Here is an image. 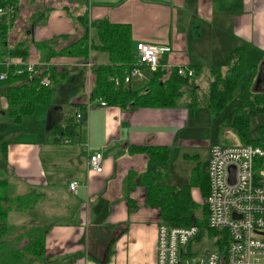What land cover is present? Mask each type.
<instances>
[{"label":"crops","instance_id":"0c3cea01","mask_svg":"<svg viewBox=\"0 0 264 264\" xmlns=\"http://www.w3.org/2000/svg\"><path fill=\"white\" fill-rule=\"evenodd\" d=\"M33 1L28 4L39 6L36 10L50 8L45 25L32 29L35 43L60 35L77 37L64 6L45 2L40 6ZM23 2L20 0L14 22L24 24L25 28L15 40L11 38L14 28L8 31L7 45L11 47L25 37L24 30L36 11L30 16L23 15L22 23ZM88 15L91 21L106 19L112 24H128L132 48L138 43L160 48L162 69L182 66H199L202 71H209L212 66L224 69L233 51L245 54V72L250 73L252 66H257L259 72L264 64V0H88ZM29 51L30 55L36 52L32 46ZM2 60L0 66L6 72ZM41 60L37 56L30 61ZM106 62L103 53L92 54L88 61L90 66ZM83 63L79 58L66 57L49 62L60 72L56 76L59 80L65 79L67 65L84 66ZM90 74L88 71V93ZM150 74V70L142 69L129 86L132 88L133 81L139 80L145 88ZM4 89L0 86L1 111H7L8 106ZM88 102L87 95V99H74L71 103ZM190 110L93 106L88 111L85 136L62 145H53L47 138L53 125L63 123L53 120L50 112L44 133L33 141L3 140L6 158L0 147V181L7 182L9 197L26 195L31 190L42 194L32 209L10 211L7 224L17 228L48 225L45 264H156L159 209L146 205L144 187L134 185L130 189L129 176L150 170L147 168L152 163L144 155H131L129 148L167 146L170 151L195 148L193 141L181 137L194 126ZM224 134L220 137L222 144L226 142ZM231 135L235 140L231 144L239 143ZM203 142L207 149L213 145L211 138ZM96 152L103 155L101 173L88 167V155ZM74 181L78 187L76 193H71L68 186ZM195 190L198 189L191 190V196Z\"/></svg>","mask_w":264,"mask_h":264},{"label":"trees","instance_id":"16d2710c","mask_svg":"<svg viewBox=\"0 0 264 264\" xmlns=\"http://www.w3.org/2000/svg\"><path fill=\"white\" fill-rule=\"evenodd\" d=\"M74 1L76 6L72 4L74 7L70 8L68 5L64 8L74 23L77 39L71 41L70 36L60 35L35 43L31 37L32 29L38 25H45L46 13L50 11V8L38 9L31 14L29 27L24 30L25 37L11 47L7 45V34L14 26L20 0H0V8L11 6L14 9L11 15L7 13L0 15V60L5 56L27 60L32 46L39 53H46L40 62L48 64L52 86L59 81L56 70L49 64L52 59L79 58L88 62L92 54L103 53L107 57V62L90 67L93 82L88 93L89 102L101 100L108 107L122 110L204 108L212 119H220L225 127L231 129L239 143L264 148V126L259 128L257 139L250 137V119L264 114V91L254 89L258 75L257 66L250 68L249 76L238 94L236 103L230 112L226 111L245 73V54L242 51H233L224 69L218 66L209 68L211 81L205 91L196 84V79L202 72L199 66H187L194 73L192 77L179 75L178 67L168 69L159 67L151 72L146 87L139 90H134L129 85H115L112 79H122L137 62L136 47L133 49L131 45V28L128 24H112L106 19L91 21L88 15V0ZM4 82L7 83L2 91L8 104L6 112L14 126L18 127L26 117L32 116L36 106L49 105L52 97L51 86L41 87L38 78L28 81L26 77L16 75L15 68L10 67ZM70 107V112L63 123L53 126L50 122L48 124L52 127L47 133V138L53 145H62L66 142L69 144L86 134L87 103H74ZM78 114L80 119L77 121ZM5 145L6 142L0 144L4 158ZM129 153L144 155L149 162L155 164L154 169L130 173L129 176L132 177L130 189L134 185L144 187L146 205L159 209V223L167 227L197 226L199 235L191 248L198 254L212 241L211 247L222 253L227 243V234L208 227L205 204L201 216L197 217L199 204L191 196V190L197 188L204 200L207 197L206 172L202 173L198 168H193L189 184L171 186L167 184L169 147H130ZM41 195L31 190L26 195L9 197L7 182L0 181V264H45L44 239L48 225L17 228L7 224L10 211L32 209Z\"/></svg>","mask_w":264,"mask_h":264},{"label":"built area","instance_id":"2783aa9c","mask_svg":"<svg viewBox=\"0 0 264 264\" xmlns=\"http://www.w3.org/2000/svg\"><path fill=\"white\" fill-rule=\"evenodd\" d=\"M13 7L0 8V15H11ZM160 48L146 43L136 45L137 62L122 79L113 78L115 85H129L140 76L142 69L151 72L159 68ZM7 71L0 75L4 81L10 70L26 77L38 78L41 87L51 86L48 64L5 57L2 62ZM181 76H193L187 66L178 67ZM93 106L105 107L101 100L88 102L87 111ZM80 115L76 116V120ZM67 143V142H66ZM207 167L208 194L207 225L210 229L227 234L224 251L205 249L201 253L191 248L199 235L197 226L167 227L157 225L156 264H264V170L255 171L256 163H264V148L240 143L231 146L210 145ZM88 167L101 173L103 155H88ZM233 169V171H232ZM77 182L69 183L68 189L76 193ZM206 252H208L206 254Z\"/></svg>","mask_w":264,"mask_h":264},{"label":"rangeland","instance_id":"374dc122","mask_svg":"<svg viewBox=\"0 0 264 264\" xmlns=\"http://www.w3.org/2000/svg\"><path fill=\"white\" fill-rule=\"evenodd\" d=\"M33 1V0H32ZM36 5L42 6V2H45L47 5L61 7L68 6L72 8L76 6V2L74 0H34ZM33 1V3H34ZM29 0H24L23 4H21L22 9V23H23V15L27 16L35 11L36 8L33 7L34 4L29 6ZM74 4V6L72 5ZM44 6V5H43ZM65 11V9H64ZM66 12V11H65ZM67 15V14H66ZM68 17V16H67ZM20 20L21 17L19 16ZM18 18V19H19ZM69 18V17H68ZM70 19V18H69ZM71 20V19H70ZM72 21V20H71ZM14 30L15 34L12 39L15 40V37H20V32L25 28L24 24H19L17 21L14 22ZM73 26L74 23L72 22ZM17 30V31H16ZM74 31L76 28L74 26ZM77 32V31H76ZM78 37V36H77ZM77 37L75 39H77ZM11 39V40H12ZM71 39V41L75 40ZM37 52V53H36ZM32 53L28 58L30 60H36L37 56L40 59H44V55L46 53H39L37 50ZM30 54V51H29ZM36 58V59H35ZM35 62V61H33ZM42 63V62H39ZM84 66H71L70 64L65 67L66 77L65 79L59 80L55 84L51 86L52 97L50 99L48 106L38 105L35 107L33 115L30 117H26L23 120V123L18 127L14 126L8 116V112L1 111L0 107V144L4 142L3 140H17V141H33L35 137L41 136L42 132L44 133V129L47 126V117L49 113H52L53 120L64 121L66 116H68L70 112L71 102L74 99H87V78L88 71L90 72V64L84 61ZM4 72L3 67L0 66V75ZM60 73V72H57ZM249 75V70H246L243 77L239 81L237 88L234 92L231 103L227 106L226 111H231L233 105L236 103L238 94L241 91L242 86L244 85L247 76ZM211 81L210 73L207 70L201 72L199 77L196 79V84L203 91L207 90L209 87V83ZM92 77L90 74L89 85L92 83ZM6 82H0V86L4 89L6 87ZM88 85V86H89ZM142 82L139 80L133 81L132 88L134 90L141 89ZM145 85V84H144ZM190 121H193V125L187 132L181 134L182 138L193 141V145H197L192 149H181V148H171L170 156H169V179L167 184L171 186H183L189 184L191 173L193 168H198L200 172L205 173L207 171L208 162H209V150L204 146V140L212 139V144L222 145V146H231L232 142L235 141L231 138V134L233 133L231 129L225 127L220 119H211L209 112L204 108H195L189 111ZM250 123V137L251 139H257L259 128L264 126V114L257 115L253 117L249 121ZM16 127V128H15ZM224 134V139L226 142L220 141V137ZM234 134V133H233ZM218 139V141H217ZM241 144V143H240ZM1 153V152H0ZM43 159H45L46 155L43 153ZM2 155L0 154V161ZM155 164H149L147 169H154ZM260 170H264V163H257L255 166V171L258 173ZM200 191L195 190L193 193V198L197 204H199V209L197 211V217H200L204 208V199L202 198ZM17 215H11L12 218ZM212 241L207 244L206 249L215 250V248L211 247ZM198 245V244H197Z\"/></svg>","mask_w":264,"mask_h":264},{"label":"water","instance_id":"95a60500","mask_svg":"<svg viewBox=\"0 0 264 264\" xmlns=\"http://www.w3.org/2000/svg\"><path fill=\"white\" fill-rule=\"evenodd\" d=\"M254 87L255 90L264 91V64L259 68ZM207 253L208 252H206V254Z\"/></svg>","mask_w":264,"mask_h":264},{"label":"bare ground","instance_id":"6f19581e","mask_svg":"<svg viewBox=\"0 0 264 264\" xmlns=\"http://www.w3.org/2000/svg\"><path fill=\"white\" fill-rule=\"evenodd\" d=\"M222 146V145H221Z\"/></svg>","mask_w":264,"mask_h":264}]
</instances>
